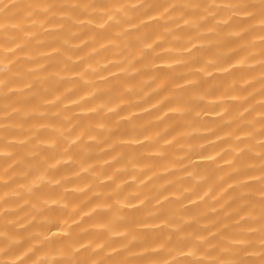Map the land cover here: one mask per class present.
<instances>
[{"label": "clouds", "instance_id": "9594fccd", "mask_svg": "<svg viewBox=\"0 0 264 264\" xmlns=\"http://www.w3.org/2000/svg\"><path fill=\"white\" fill-rule=\"evenodd\" d=\"M154 2L29 0L30 18L24 20L22 27L11 31L0 24V101L13 90L15 75L23 79L32 72L27 63H15L20 55L15 50L35 43L32 38L37 31L44 30L42 21L48 20L63 26L61 43L69 49L79 46L75 43L78 33L86 29L97 34L101 30L114 33L120 46L113 51L122 60L118 75L129 82L142 80L145 85L143 89H124L127 93V111H121L125 101L119 97L118 91H112L117 81H107L105 76L111 59L94 58L78 73L79 83L87 92L67 98L55 92L45 96L35 113L42 119L39 126L18 129L15 123L5 122L0 116V173L8 172L9 179H15V184L7 192L0 191V264H122L123 260H126V264H136L127 257L136 247L144 246L146 237L148 246L159 251L155 258L157 264H169L173 258L175 264H205L198 258L199 252L191 258H184L192 248L203 250L207 247L195 237L185 235L186 217L169 216L166 230L156 231L159 225H149L147 219L132 226L131 211L138 207V203L131 197L138 194L145 183L144 179H137L147 166L146 161L141 159L145 156L142 145L152 137L144 133L131 117L155 107L144 106L142 102L159 87L158 82H153V74L139 75L141 68L135 61L138 55H147L154 58L152 67H158L161 53H174L178 50L176 43L181 42V33L165 25L166 44L156 47L161 36L148 35L151 31L148 26L141 28L145 23L141 14ZM12 4L13 0H0V17L11 11ZM160 4L164 9H174L165 16L170 25L186 28L195 37L219 42L215 45L212 63L203 65L202 79L220 70L217 62L227 54L222 47L224 41L239 37L252 44V37H255L254 46L245 49L249 58L243 67L248 72L259 73V86L264 87V0H160ZM92 38L90 35L89 39ZM92 48L96 50L95 44ZM183 50L191 52L186 43ZM254 52L259 54L253 55ZM194 58L195 54L188 57L189 60ZM68 60L74 63L71 57ZM183 63L182 59L171 61L175 65ZM110 74L117 75L115 72ZM178 75L185 76L184 72ZM184 86L185 83L178 81L174 87L182 89ZM72 91L71 87L66 89L67 93ZM21 94L28 96L32 93ZM234 98V95L228 97ZM177 100L178 103L168 111L177 112L179 118L184 120L189 136L199 135L194 122L203 121L205 114L193 110L192 104L202 102L204 97L190 96L185 101L182 94L177 92ZM137 105H140L139 109ZM261 107L264 109V97ZM13 112L14 107L8 109V114ZM19 118L23 119V114H19ZM159 118V115L155 117ZM77 121L84 122L87 135H83L81 128L77 127ZM222 123L228 124V119L225 118ZM121 126L127 128V134L112 137L113 129ZM13 131H21L24 138L16 139L13 143L9 135ZM170 143V139L164 136L148 155L167 160L166 145ZM250 143L259 144L264 149V132L252 137ZM113 147H119L121 151L111 159H100L107 149ZM177 147L180 151L176 158L183 159L190 157L201 145L193 147L189 141ZM248 154L252 155V152ZM260 159L264 162V157ZM113 161L119 162L114 164L112 172L106 173L105 166ZM117 175L120 177L118 180L114 179ZM184 175L192 186L202 179L195 168ZM107 182H111V185L107 186ZM125 185L130 187L125 189ZM151 187L152 192L139 200L145 218L164 211L160 206L162 201L157 196L159 186L154 184ZM85 193V198H91L93 202L77 210L73 197ZM10 201H15V204L12 205ZM93 214L104 219L82 222ZM261 225L257 234L250 239L251 247L237 248L234 255L225 257L226 264H264V219ZM144 228L151 230L146 233L141 231ZM200 231H203L202 227ZM215 264L221 262L216 261Z\"/></svg>", "mask_w": 264, "mask_h": 264}, {"label": "bare ground", "instance_id": "6f19581e", "mask_svg": "<svg viewBox=\"0 0 264 264\" xmlns=\"http://www.w3.org/2000/svg\"><path fill=\"white\" fill-rule=\"evenodd\" d=\"M169 11L174 9H164L160 0H155L153 6L141 14L145 21L141 28L148 26L151 28L148 35L161 36L156 47L166 44L165 25L181 33V42L176 43L175 47L178 50L174 53H161L158 67H152L151 61L154 58L147 55H138L135 61L141 68L139 75L153 74L155 78L153 82H158L159 87L142 102L144 106L155 105V107L145 113L137 112L136 116L131 117L144 133L152 137L142 145L145 156L141 159L146 161L147 166L137 179L142 178L145 183L138 190V194L131 197L138 203V207L131 211L132 226L135 227L136 224L143 223L147 219L149 225L158 224L159 228L155 230L160 231L167 229L169 216L186 217L185 235L189 238L195 237L199 243L207 247L203 250L192 248L184 258H191L199 252L198 258L205 264H215L216 261L226 264L225 257L234 255L237 248L251 247L250 239L260 230L261 221L264 219L262 216L264 162L260 159L264 157V149H261L259 144L250 143L252 137L264 132V123H262L264 109L261 107L264 87L259 86V73L248 72L243 67L249 58L245 49L253 47L256 38L252 37V44L239 37L224 41L222 47L227 50V54L217 62L220 70L202 79L205 70L203 65L206 62L212 63L216 52L215 45L219 42L195 37L186 28L170 25L165 20ZM29 12V0H13L11 11L0 17V24L5 26V30L15 31L23 26L25 19L30 18ZM42 28L44 30L37 31L36 36L32 38L35 43H29L15 50L20 53L15 63H27L32 72L23 79L14 74L13 90L0 101V116L5 122L15 123L18 129L39 126L42 119L35 113L45 96L51 95L52 92L57 95L64 94L65 98L85 94L87 89L79 83L78 73L83 71L84 66L94 58L111 59L112 63L105 69V76L107 81H117L112 91L119 92V97L125 101L121 111H127V93L124 89L128 87L143 89L145 85L142 80L129 82L118 75L122 60L120 55L113 51L120 46V41L114 33L101 30L97 34L91 29H86L78 33L75 43L79 46L69 49L61 43L63 26L59 22L42 21ZM139 30L130 29V31ZM90 35L93 37L91 40ZM184 43L191 48V52L183 50ZM93 44L96 46L95 51L92 48ZM193 44L195 47H192ZM193 54L195 58L189 60L188 57ZM252 54L258 55L259 52ZM68 57H71L74 63H70ZM174 59H182L184 63L171 64ZM233 64L234 67L231 66ZM111 72L117 75H111ZM179 72H184L185 76L181 77L178 75ZM178 81L185 83L182 89L174 87ZM69 87L73 89L71 93L66 92ZM22 92L32 94L25 96L21 94ZM177 92L182 94L185 101L190 96L204 97L202 102L192 104L193 110L205 114L203 121L194 122L200 131L199 135L189 136L184 120L179 118L177 112L168 111L178 103ZM230 95H234L235 98L228 99ZM13 107L15 112L8 114V109ZM139 107L140 105H137V109ZM19 114H23V119L19 118ZM157 115L159 119H155ZM225 118L228 119V124L222 123ZM83 123L77 121V127L81 128L83 135H87ZM126 134L127 128L121 126L114 128L111 135L118 138ZM9 135L13 143L16 139L24 138L21 131H13ZM164 136H167L171 143L166 145L168 159L162 161L148 153ZM189 141L193 147L197 145L201 147L192 152L190 157L177 159L176 156L180 151L177 145ZM120 151L119 147L107 149L100 159H111ZM249 151L252 155L248 154ZM118 162L113 161L106 165L105 172H112L114 164ZM193 168L202 177L194 186L184 175ZM114 179L118 180L120 177L117 175ZM14 184L15 179H9L8 172L0 173V191L7 192ZM154 184L159 186L157 196L162 201L160 206L164 211L154 217L145 218L139 200L152 192L151 186ZM110 185L111 182H107V186ZM129 187L130 185L124 186L125 189ZM85 196L86 193L73 197L77 210L92 204V199ZM10 203L14 205L15 201ZM90 219L100 221L104 217L93 214L91 218H85L82 222H88ZM201 227L203 231H200ZM150 230V228L141 229L146 233ZM158 255V250L154 251L148 246L146 237L144 246L136 247L127 259L136 261V264H157L155 258ZM122 264H126V260H123ZM169 264H175V258L170 260Z\"/></svg>", "mask_w": 264, "mask_h": 264}]
</instances>
